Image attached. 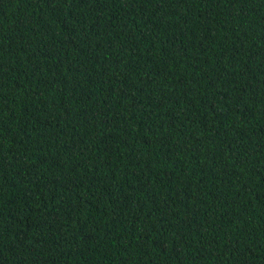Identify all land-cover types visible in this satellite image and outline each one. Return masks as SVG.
Here are the masks:
<instances>
[{
    "label": "trees",
    "instance_id": "16d2710c",
    "mask_svg": "<svg viewBox=\"0 0 264 264\" xmlns=\"http://www.w3.org/2000/svg\"><path fill=\"white\" fill-rule=\"evenodd\" d=\"M0 264H264V0H0Z\"/></svg>",
    "mask_w": 264,
    "mask_h": 264
}]
</instances>
